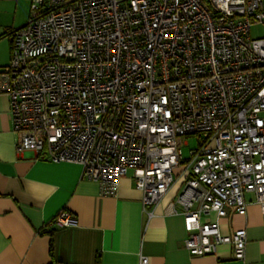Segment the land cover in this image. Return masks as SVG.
<instances>
[{"label": "built area", "instance_id": "built-area-1", "mask_svg": "<svg viewBox=\"0 0 264 264\" xmlns=\"http://www.w3.org/2000/svg\"><path fill=\"white\" fill-rule=\"evenodd\" d=\"M29 11L0 71L16 153L77 164L106 197L131 172L145 210L182 179L166 211L183 217L185 249L231 245L242 261L246 230L223 236L218 219L245 217L250 193L264 224V38L250 36L264 0H29ZM76 225L68 211L51 221Z\"/></svg>", "mask_w": 264, "mask_h": 264}, {"label": "crops", "instance_id": "crops-1", "mask_svg": "<svg viewBox=\"0 0 264 264\" xmlns=\"http://www.w3.org/2000/svg\"><path fill=\"white\" fill-rule=\"evenodd\" d=\"M24 4L0 0V71L10 61L11 32L26 25ZM15 146L9 99L0 94V264H139L140 257L147 264H264V224L253 194L244 196L245 217L225 209L218 219L223 236L246 230L244 259L235 260L226 244L214 254L191 256L184 247L183 217L166 211L175 204L180 183L145 210L131 172L116 197H106L82 177L79 165L52 163L34 151L17 154ZM61 211L72 213L77 225L51 226ZM208 218L204 221L217 219Z\"/></svg>", "mask_w": 264, "mask_h": 264}, {"label": "rangeland", "instance_id": "rangeland-1", "mask_svg": "<svg viewBox=\"0 0 264 264\" xmlns=\"http://www.w3.org/2000/svg\"><path fill=\"white\" fill-rule=\"evenodd\" d=\"M24 5L27 11V15H26V23L28 22L29 19V1L28 0H24ZM263 34V28L261 26H253L251 28L250 31V36L252 39H256V38H260ZM201 143V139L198 137H189V138H185L183 139V143L181 145V151H182V158H183V164H182V168H184L187 165V160L190 157V152L193 150H197L199 148V145ZM181 169H177L174 171V180L177 179L178 174L180 173ZM182 179H180L179 181H177L175 184L179 183ZM209 219V218H207Z\"/></svg>", "mask_w": 264, "mask_h": 264}]
</instances>
